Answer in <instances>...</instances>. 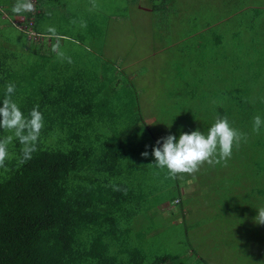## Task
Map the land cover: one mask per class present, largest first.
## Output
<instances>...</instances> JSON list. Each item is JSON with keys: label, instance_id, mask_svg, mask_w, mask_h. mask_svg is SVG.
Returning a JSON list of instances; mask_svg holds the SVG:
<instances>
[{"label": "trees", "instance_id": "trees-1", "mask_svg": "<svg viewBox=\"0 0 264 264\" xmlns=\"http://www.w3.org/2000/svg\"><path fill=\"white\" fill-rule=\"evenodd\" d=\"M11 12L0 9V102L14 84L12 101L26 116L38 105L44 127L23 163L19 140L13 136L7 145L9 157L0 167V264H191L169 235L181 232L185 239L204 223L186 222L192 201L182 187L193 176L171 178L154 165L153 149L162 144L141 121L137 92L99 57L60 59L52 51L57 40L43 34V10L17 13L24 20L16 24ZM10 30L22 36V52L9 44ZM213 43L220 52L221 39ZM81 55L90 54L82 49ZM210 62L205 58L204 66ZM259 88L252 103L237 90L232 102L241 108H211L247 134L227 166L209 172L221 219L234 211L256 216L264 207V125L252 131L253 118L264 119V82ZM9 135L0 130V139ZM164 204L177 213L164 215Z\"/></svg>", "mask_w": 264, "mask_h": 264}, {"label": "rangeland", "instance_id": "rangeland-1", "mask_svg": "<svg viewBox=\"0 0 264 264\" xmlns=\"http://www.w3.org/2000/svg\"><path fill=\"white\" fill-rule=\"evenodd\" d=\"M153 3L161 8L150 10ZM38 7L44 12L42 29L56 30L63 59L99 57L137 92L141 121L161 144L169 135L178 140L182 133L206 134L223 117L212 107L241 108L232 102L240 89L252 103L264 82V75L256 78L264 72V0H39ZM10 31L12 49L22 52V36ZM215 38L222 41L220 52L213 49ZM205 58L211 59L207 66ZM212 170L204 164L182 187L192 201L186 222L203 225L185 239L181 232L169 237L191 264H264V224L256 223L254 213L239 211L221 219ZM160 208L166 216L177 213L169 204Z\"/></svg>", "mask_w": 264, "mask_h": 264}, {"label": "clouds", "instance_id": "clouds-1", "mask_svg": "<svg viewBox=\"0 0 264 264\" xmlns=\"http://www.w3.org/2000/svg\"><path fill=\"white\" fill-rule=\"evenodd\" d=\"M12 10L14 13H20L32 12L35 9L31 0H17ZM48 34L51 38L59 40L54 28H49ZM59 47V43L54 44L52 51L56 52L60 58H64V53L59 51ZM67 59L71 63V59ZM14 91L15 85L9 83L6 86L5 98L0 102V130L13 133L0 139V167H5L9 157L7 145L12 141L13 136L22 145L20 163L30 159L31 154L36 150L44 127V117L39 106L33 107L26 116L11 99ZM262 125H264V119L256 115L253 118L252 131L258 133ZM162 140V146L153 149L154 165L162 170L167 169V174L171 178H176L181 174L194 175L204 164L227 166L233 147H238L242 140L246 142L247 134L232 128L226 116H218L206 134L197 130L190 134L182 133L178 140L174 135H169ZM160 143L157 141L158 145ZM142 155L147 157L149 153L146 151ZM255 220L258 224H264V207L258 209Z\"/></svg>", "mask_w": 264, "mask_h": 264}, {"label": "crops", "instance_id": "crops-1", "mask_svg": "<svg viewBox=\"0 0 264 264\" xmlns=\"http://www.w3.org/2000/svg\"><path fill=\"white\" fill-rule=\"evenodd\" d=\"M14 1H17V0H0V9H2L3 8V6L4 7H9V10H11L12 12H13V10H12V6L14 5ZM34 3H36V1L34 0ZM34 3H32L33 5H35ZM128 4L130 3V2H127ZM36 5H37V3H36ZM149 8H150V10H153V8H161V7H158L156 4H151L150 6H149ZM34 12H37V11H39L40 10V8L38 7V5H37V7L36 6H34ZM139 9H143V8H141V6H139ZM144 11H149V10H147V9H145ZM11 12V13H12ZM33 12V11H32ZM14 13V12H13ZM21 14H19V15H17V13H14V16L13 17H15V18H12V19H14V22H12V24L14 23V24H16V22H17V17L18 16H20ZM22 16V15H21ZM20 27L21 28H24V25H20ZM43 30V34H45V35H47V36H50L49 34H48V32L47 31H44V29H42ZM22 31V30H21ZM27 32H28V36H31V30L30 29H28L27 30ZM33 33V32H32ZM32 37V36H31ZM34 38V37H33ZM34 39H36V38H34ZM49 41V40H48ZM9 44H10V42H9Z\"/></svg>", "mask_w": 264, "mask_h": 264}, {"label": "built area", "instance_id": "built-area-1", "mask_svg": "<svg viewBox=\"0 0 264 264\" xmlns=\"http://www.w3.org/2000/svg\"><path fill=\"white\" fill-rule=\"evenodd\" d=\"M20 28H21V27H20ZM20 28H19V29H20ZM31 35H34V34L31 32ZM34 36H35V35H34Z\"/></svg>", "mask_w": 264, "mask_h": 264}]
</instances>
